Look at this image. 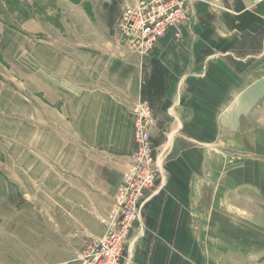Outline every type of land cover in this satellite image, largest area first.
<instances>
[{"label":"crops","instance_id":"0c3cea01","mask_svg":"<svg viewBox=\"0 0 264 264\" xmlns=\"http://www.w3.org/2000/svg\"><path fill=\"white\" fill-rule=\"evenodd\" d=\"M111 1L98 2L101 25ZM198 1L206 7L193 9V16L198 14L199 20L202 12H208L210 24L224 39L232 37L229 41L219 46L191 35V30L183 29L181 37L179 30L170 34L173 40H162L156 54L139 60L145 68L141 81L138 72H121L110 77L116 81L113 85L81 94L79 114L72 119L74 139H67L60 155L58 147L53 153L59 162L56 172L64 169L65 179L58 182L55 205L42 219L40 231L50 236V242L43 241L39 234L40 246L50 258L45 264H75L85 240L103 234V218L133 150L131 107L138 98L153 107L162 104L157 121L166 119L177 134L171 142L163 139L167 175L134 225L122 264H203V255L208 254L202 250L203 240L226 237L219 235L216 221L221 211L234 213L229 196L235 173L243 174L235 165L244 166L246 157H264V106L259 103L264 55L259 50L243 52L264 46L263 38L249 34L253 27L264 25V0ZM180 96L186 107L171 122L165 103ZM181 126L190 131H180Z\"/></svg>","mask_w":264,"mask_h":264},{"label":"rangeland","instance_id":"374dc122","mask_svg":"<svg viewBox=\"0 0 264 264\" xmlns=\"http://www.w3.org/2000/svg\"><path fill=\"white\" fill-rule=\"evenodd\" d=\"M99 1L0 0V264H45L50 261L45 255L47 249L40 246L39 234L42 233L43 241L50 242L49 233L40 231L42 219L49 216V210L55 205L56 186L65 179L64 169L56 172L59 162L55 161L53 153L58 147L60 155L65 151L67 139H74L72 119L79 114L81 94L99 86L113 85L116 81L110 77L121 72H138L141 81L144 64L120 41L115 31L124 0H113L105 6L104 25L96 12ZM193 2L186 22L179 28V36L185 35V29L191 30V35L212 40L219 46L229 41L232 37L224 39L210 24L208 12H202L199 20L196 19L198 14L193 16V9L206 7L198 0ZM170 29L168 23L166 30L160 31L162 35H158V30L155 32L159 37L154 42V54L162 47V40H173ZM249 34L264 39V25L253 27ZM257 50L264 55V46L245 48L243 52L256 53ZM173 52L181 54L175 49ZM133 58L137 61L135 65ZM122 59H128V64ZM129 82L133 83L135 79ZM259 93L263 97L259 103L264 106V91ZM138 100L149 105L150 113L146 114L149 132L156 134H150L154 155L151 162L142 156V148L138 156H133L138 118L131 111L134 115L133 150L125 159L124 170L125 173L129 169L138 171L137 179L130 183V186L141 188L138 194H141V206L133 213L134 225L140 222L150 196L167 175V149L163 139L171 142L177 134L174 127L169 128L172 123L166 119L157 121L156 114L162 104L153 107L150 102L138 98L133 106ZM186 104L181 96L175 102L165 103L164 109L169 110L171 122ZM203 114L208 116L205 111ZM161 122L163 125L159 126ZM185 128L181 126L180 131ZM186 130L190 131V128ZM244 160L241 168L235 165V169H241L243 174L235 173V187L229 196L235 204L233 215L217 213L219 235L226 237L203 240L202 250H208V254L203 255V264H264V157L251 156ZM152 174L157 178L155 183H152ZM134 192L136 197V189ZM117 197L116 191L107 218ZM129 198L126 197L125 202ZM118 214L123 218L127 215L122 209ZM107 218H103V225ZM128 240L129 235L125 233L119 242L129 250ZM87 242L85 240L82 252ZM124 259L122 255L120 264Z\"/></svg>","mask_w":264,"mask_h":264},{"label":"built area","instance_id":"2783aa9c","mask_svg":"<svg viewBox=\"0 0 264 264\" xmlns=\"http://www.w3.org/2000/svg\"><path fill=\"white\" fill-rule=\"evenodd\" d=\"M259 1L261 0H254V2ZM192 2L193 0H124L115 26L116 34L120 41L132 49L143 61L154 55V42L159 37L158 35H162L160 31L166 30L168 23L171 25L169 34H178L181 24L186 22L188 9ZM157 30L158 35L155 34ZM133 111L138 118L135 124L136 141L133 156H138L142 148L144 151L142 156L146 161L151 162L154 155L149 132L150 123L146 115L150 113V107L146 102L138 100ZM137 173L138 171L134 172L132 169L125 173L124 180L117 189L118 197L113 204L112 212L104 223L103 234L86 243L83 252L76 260L77 264H120L125 245L119 241L125 233L130 236L135 222L133 213L141 206V194L138 196L141 191L140 186H130V183L137 179ZM152 177V183H155L157 178L154 174ZM135 189L136 197H134ZM128 196L130 198L128 202H125ZM120 209L127 214L124 218L118 214Z\"/></svg>","mask_w":264,"mask_h":264}]
</instances>
